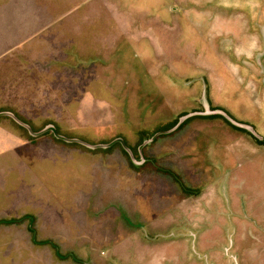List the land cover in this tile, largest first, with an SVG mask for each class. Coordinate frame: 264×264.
<instances>
[{
	"label": "rangeland",
	"instance_id": "374dc122",
	"mask_svg": "<svg viewBox=\"0 0 264 264\" xmlns=\"http://www.w3.org/2000/svg\"><path fill=\"white\" fill-rule=\"evenodd\" d=\"M40 1L67 12L0 53V111L119 137L134 162L0 116V219H19L0 225V264H234L216 245L239 252L264 228V145L213 110L264 137V0ZM25 215L76 261L35 244Z\"/></svg>",
	"mask_w": 264,
	"mask_h": 264
},
{
	"label": "crops",
	"instance_id": "0c3cea01",
	"mask_svg": "<svg viewBox=\"0 0 264 264\" xmlns=\"http://www.w3.org/2000/svg\"><path fill=\"white\" fill-rule=\"evenodd\" d=\"M63 13L55 15L53 18V15L47 12L40 0H0V53L5 48L18 46L24 40L31 38L47 24V19L53 21ZM77 56L80 55L77 54ZM93 58H80L79 61H96V57ZM4 137L5 126L0 124L2 149Z\"/></svg>",
	"mask_w": 264,
	"mask_h": 264
},
{
	"label": "water",
	"instance_id": "95a60500",
	"mask_svg": "<svg viewBox=\"0 0 264 264\" xmlns=\"http://www.w3.org/2000/svg\"><path fill=\"white\" fill-rule=\"evenodd\" d=\"M206 111H209V109H205L204 112L202 113H207ZM214 113H220L221 115L225 116L227 118V120H229L232 124H236V125H239V126H242V127H245L247 129H249L250 133L253 134L255 137H257L258 139H262L264 141V139L262 137H260L257 133H255L253 131V129L245 124H241V123H238V122H235L233 119L230 118V116L228 114H226L223 110H220V109H216V110H213ZM195 113H198V112H193V113H189V114H185V115H182L176 122V124L171 127L170 129L168 130H165V131H162L161 133H165V132H170V131H173L175 128H177L183 121L185 118L195 114ZM0 116H7V117H10L15 123H17L19 126L23 127L26 129V131L28 132V134L32 137H36V136H39L43 133H46L48 131H50L53 136L57 139H60V140H63L65 142H75V143H78V144H81L89 149H95V148H106V147H110L111 145H113L114 143L116 142H119L120 145L122 146V148L129 154L131 160L133 161V153L131 152V150L124 144V141L117 137V138H114L113 140L107 142V143H98V144H93V143H89V142H86L82 139H79V138H70V137H67V136H64L60 133L57 132L56 128L52 125V124H47L45 125L42 129L40 130H33L32 127L30 125H28L27 123H25L24 121L20 120L14 113L10 112V111H0ZM181 122V123H179ZM154 136V135H153ZM153 136L149 137L148 139L144 140L139 148L141 149L143 147V145H145V143H149L150 141L153 140ZM141 154V153H140ZM134 162V161H133Z\"/></svg>",
	"mask_w": 264,
	"mask_h": 264
},
{
	"label": "trees",
	"instance_id": "16d2710c",
	"mask_svg": "<svg viewBox=\"0 0 264 264\" xmlns=\"http://www.w3.org/2000/svg\"><path fill=\"white\" fill-rule=\"evenodd\" d=\"M17 116V115H16ZM217 116V115H216ZM7 117V116H6ZM18 117V116H17ZM219 117H221V116H219ZM10 121H11V123L16 127V128H18L20 131H21V133H22V135H24L27 139H29V140H32V139H34V137H32V136H30L29 134H28V132L26 131V129L25 128H23V127H21V126H19L17 123H15L11 118H9V117H7ZM19 118V117H18ZM20 120H22L21 118H19ZM23 121V120H22ZM176 122H177V120H175L174 122H173V126L176 124ZM44 124H46V123H44ZM43 124V125H44ZM172 126V127H173ZM33 130H35L36 131V129H33ZM57 132L58 133H60V130H58L57 129ZM48 133V132H47ZM50 133V132H49ZM116 145L117 146H119L120 147V149H121V151L126 155V156H128V154L125 152V150L121 147V145L119 144V143H116ZM161 172H163V173H166V174H168L171 178H173L175 181H176V178H175V173L174 172H172L171 170H164V169H161ZM179 186H180V188L182 189V191H186V193H189V191H190V189H187V187L185 186V185H182V184H180L179 183ZM25 217H28L29 218V224L27 225V228H28V231L30 232V234H31V239H32V241L33 242H35V244L37 243L38 245H48V246H50V248L53 250V253H54V255L58 258V259H60V260H63V259H66V258H68V257H72V259L74 260V261H76V258L74 257V255L73 254H62L61 253V251H60V248H59V246L56 244V243H54L53 241H51V240H44V241H37L35 238V229L32 227V224H31V222H30V219L32 218V216L31 215H25ZM17 220H19V219H16V218H10V219H0V225L1 224H11V223H15Z\"/></svg>",
	"mask_w": 264,
	"mask_h": 264
},
{
	"label": "flooded vegetation",
	"instance_id": "af4514ba",
	"mask_svg": "<svg viewBox=\"0 0 264 264\" xmlns=\"http://www.w3.org/2000/svg\"><path fill=\"white\" fill-rule=\"evenodd\" d=\"M230 125H232V124H230ZM238 129L241 131H246L247 133H249V135L254 137V139L258 143L264 145V141L262 139H258L253 134H251L249 131L244 130L243 128H238ZM255 133H257L260 137H262L264 139V137L261 134H259L256 131H255ZM250 240H251V243L253 242V245L252 244L251 245L244 244V247L239 248L240 249L239 252L237 251V249L236 250H232V249L227 250V247H225V246L221 247V246H217V245H216V250L217 249L219 250V251L217 250V252H219L220 255L234 256L233 257L234 264H238L236 255L242 254V253H248L250 255L252 254L250 257L252 262L264 264V228L263 227L260 228V231L257 232L256 235H254ZM211 264H213V263L211 262Z\"/></svg>",
	"mask_w": 264,
	"mask_h": 264
}]
</instances>
